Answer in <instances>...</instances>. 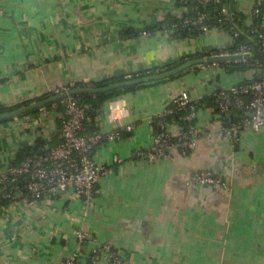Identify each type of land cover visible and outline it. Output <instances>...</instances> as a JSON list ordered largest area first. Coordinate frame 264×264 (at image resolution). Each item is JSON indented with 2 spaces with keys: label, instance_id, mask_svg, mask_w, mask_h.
I'll return each mask as SVG.
<instances>
[{
  "label": "crops",
  "instance_id": "0c3cea01",
  "mask_svg": "<svg viewBox=\"0 0 264 264\" xmlns=\"http://www.w3.org/2000/svg\"><path fill=\"white\" fill-rule=\"evenodd\" d=\"M176 3L0 0V106L232 46L229 32L219 27L177 38L162 31L139 33L175 14ZM253 3H230L245 26L253 22ZM260 27L264 31V12ZM227 63L193 66L106 100L93 119L95 130L87 133L105 136L129 124L133 128L119 138H103L93 151L109 171L96 185L92 208L84 215L72 188L34 201L23 195L15 206L3 202L0 264H62L76 250L77 264H90L91 249L103 242L123 264H264V127L243 129L232 142L219 135L225 119L217 107L204 105L195 120L197 143L188 153L173 151L154 162L136 158V151L149 148L161 132L151 118L173 96L186 91L199 100L252 75L227 72ZM49 110L47 117L40 108L35 116L0 123V173L17 162L20 148L60 143L61 120ZM164 128L175 133L179 124L167 118ZM195 170H216L228 186L196 183ZM78 228L92 236L80 249ZM99 264H109L107 257Z\"/></svg>",
  "mask_w": 264,
  "mask_h": 264
},
{
  "label": "built area",
  "instance_id": "2783aa9c",
  "mask_svg": "<svg viewBox=\"0 0 264 264\" xmlns=\"http://www.w3.org/2000/svg\"><path fill=\"white\" fill-rule=\"evenodd\" d=\"M226 1L228 0H177V3L182 5L174 12L178 21L170 26L163 25L161 31L167 36L177 29L206 33L215 25L227 24L231 28V38L235 40L240 35L234 20L236 13L229 1L225 3ZM187 3L192 5L190 10L187 8ZM217 4L220 6L219 11L211 14L208 7ZM263 6L264 0H254L250 16L253 19L261 18ZM187 12H192L193 16H186ZM250 30L257 42L256 47L242 44L233 53L251 54L257 49L264 54V31L261 30L260 24L251 26ZM139 33L143 36L151 35L145 30ZM228 53L220 52V54ZM260 59L250 57L241 61H250L252 66L264 70ZM124 74L127 79L138 75L136 71ZM67 88L57 89L55 93ZM212 95L217 101L216 107L221 116L228 117L230 111L233 112V120H225L219 135L231 136V141L234 142V138L237 139L241 130L264 127V77L260 80L231 85L214 91ZM78 96H68L60 100L64 107L60 122L61 143L48 148L44 153L27 156L18 163H11L0 173V197L11 206L17 205L23 195L27 200L34 201L48 194H56L72 188L81 197L84 215L92 208L96 185L109 171L106 165L94 159L93 151L103 138L109 140L119 138L124 130L131 131L133 126L126 125L105 136L100 133L85 132V124L91 120V116L87 112L88 106L82 103ZM41 110L44 117L51 113L44 107H41ZM235 111L242 112L243 115L235 119ZM198 112L197 100L190 97L186 91H180L173 96L168 106L151 118V121L160 125L161 132L155 135L153 144L149 148L136 151V158L154 162L170 155L173 151L188 153L197 143L195 120ZM167 117L179 124L175 133L165 130ZM115 162L121 163L122 158H116ZM191 179L201 185L228 186L216 170H195L191 174ZM1 206H3L2 202H0ZM75 237L79 249L92 240L91 233L83 228L75 231ZM77 256L76 250L75 253L65 257L62 264H77ZM103 256L107 257L109 264H123L120 255L109 242L94 245L88 255L89 263L99 264Z\"/></svg>",
  "mask_w": 264,
  "mask_h": 264
},
{
  "label": "trees",
  "instance_id": "16d2710c",
  "mask_svg": "<svg viewBox=\"0 0 264 264\" xmlns=\"http://www.w3.org/2000/svg\"><path fill=\"white\" fill-rule=\"evenodd\" d=\"M228 1H229V4H230L233 0H228ZM228 1H226L225 3H227ZM176 5H177V7L179 6L180 8L182 6V5L178 4V3H176ZM187 8L189 10H190V8H192L191 3H187ZM219 9H220L219 4L210 5L208 7V11L211 14L216 13L217 11H219ZM261 11H262V14H263L264 6L261 8ZM187 15L193 16L192 12H189V13L187 12L186 16ZM234 20H235V23L238 26V30L240 31L239 37H237L235 40H233L232 46H230L228 48H224V49H214V50H212L211 53H220V52H225V51H227L229 53H233L242 44L253 45L254 47H256L257 42L255 40V37L251 33L250 27L249 26H245L243 24L244 16L241 13L240 14L237 13L234 16ZM177 21H178V17L175 14H170L169 13L164 19L160 20L156 24H154L152 26H148V27L143 28V29L138 30V31L141 32V31L145 30V31H148L150 33H155L157 31H161L163 25L170 26L172 23L177 22ZM260 22H261V18L253 19V22H252L251 26L256 25V24H260ZM213 27H219V28L225 29V30H227L229 32V34L231 36V28H230L229 25L223 24V25H215ZM261 30L263 31V29H261ZM200 34H202V32H199V31L191 32V31H188L186 29H177L172 34H170V36H168V37L177 38V37H187L189 35L190 36H195V35H200ZM208 54H210V53H208ZM190 57L191 56H184V57L178 59L177 61L169 63V64H166V65H154V66H150V67L145 68V69L138 70V71H136V73H138V75L134 76V78H132V79L145 77V76H150V75L157 74V73H160V72H163V71H166V70H170V69L180 65L181 63L187 61L188 59H190ZM260 60L263 62V65H264V59L261 58ZM225 69H227V72H235V71H239V72L251 71L252 72V75L249 78L244 79L243 81H240L237 84H240V83H243V82H247V81L257 80L256 76H255V72H256L257 68L252 66L250 64V61L229 62V63L225 64ZM179 74L180 73L175 74V75H173V76H171L169 78L177 77ZM124 75L125 74L123 73V74L114 76L112 78L102 80L100 82H94L90 86H93V87H104V86H107V85H109L111 83H117V82L128 80L127 78L124 77ZM169 78H166V79H169ZM166 79L150 81L148 83H142V84L129 85V86H125V87H122V88H116V89H113V90H111L109 92H106V93H97V94L85 93V94H80L78 96L79 100L82 103H84V104H86L88 106L87 112L91 116V120L89 122H87L84 131L86 130L85 132H93L95 130V125H94V120L93 119L95 117L97 109L106 100L114 98V97L121 96V95H123V94H125L127 92L135 91V90H137V89H139V88H141V87H143L145 85L154 84V83H157V82L164 81ZM75 86H88V85L84 84V83H77L76 85H73V87H75ZM48 97H49L48 95H42V96H37V97L30 98L28 100H23L21 102H18V103L9 105V106H0V113L4 112V111H7V110L18 108V107H20L22 105H26V104H28L30 102H33V101L43 100V99H46ZM197 105H198V108H200V107H202L204 105L215 107L217 105V101H216L215 97L211 93L210 95L204 96L202 99L197 100ZM44 108H48V109L53 108L55 110L56 114H58V118L61 120V116H62V113L64 111V107H63V105L61 104L60 101H57V102H54V103H48V104H46L44 106ZM39 110H40V108H36V109H34V110L30 111V112H27V113H24V114L18 116V117H22V116H26V115L35 116L39 112ZM241 115H243L242 112H239V111H235L234 112L235 119L238 118V116H241ZM11 119L12 118L0 120V123H5V122H7V121H9ZM170 119L172 120V118H170ZM222 119L227 120L228 117H224ZM61 142H62V140L60 141V143ZM45 143H47V142L38 141L37 144L34 147H23V148H20L18 150L17 154H16V161H17L16 163L22 161L27 156H35V155H38V154H40L42 152L44 153L45 151H47V149L44 147ZM51 147H52V145L49 143V148H51ZM39 150H42V151L40 153H37V151H39ZM0 202L3 203V202H5V200L0 197Z\"/></svg>",
  "mask_w": 264,
  "mask_h": 264
},
{
  "label": "water",
  "instance_id": "95a60500",
  "mask_svg": "<svg viewBox=\"0 0 264 264\" xmlns=\"http://www.w3.org/2000/svg\"><path fill=\"white\" fill-rule=\"evenodd\" d=\"M250 57H259V58L264 59V54L261 53L257 49L253 50L251 54L250 53L207 54L204 56L189 59L170 70H166V71L153 74L150 76H145V77H140V78H135V79H128V80L117 82V83H111L104 87L69 86L67 89H64L58 93H55L54 95H51L46 99L33 101L26 105H22L18 108L1 112L0 120L20 116L36 108L44 107L48 103H54V102L60 101L68 96L80 95V94H85V93H88V94L106 93L116 88H122V87L129 86V85L142 84V83H148L150 81L166 79L175 74L181 73L182 71L188 68H191L193 66H197L200 64H211V63H218V62H234V61H241V60L249 59ZM255 76L257 80L262 79V77H264V70L262 68H258L255 72ZM229 117H230V120H233L232 111H230Z\"/></svg>",
  "mask_w": 264,
  "mask_h": 264
}]
</instances>
